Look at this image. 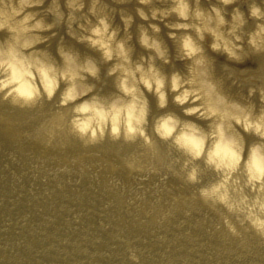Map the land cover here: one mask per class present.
Returning a JSON list of instances; mask_svg holds the SVG:
<instances>
[{
    "label": "clouds",
    "instance_id": "9594fccd",
    "mask_svg": "<svg viewBox=\"0 0 264 264\" xmlns=\"http://www.w3.org/2000/svg\"><path fill=\"white\" fill-rule=\"evenodd\" d=\"M133 2L135 15L126 7ZM240 4V0H0V101L31 111L56 99L58 113L70 109L61 119L84 148L106 139L142 140L158 154L153 137L167 143L178 155L168 161L161 181L169 172L177 179L182 173L186 183L199 185L192 199L216 212L230 236L243 245L244 235L252 233L264 244V67L259 64L248 72L231 66L264 58V0L244 3L247 12ZM161 25L167 29V40ZM137 45L143 50L139 54ZM212 54L226 58L220 74ZM109 79L113 90L104 93ZM228 86L246 89V94L237 98ZM149 97L158 114H153ZM0 122H5L3 116ZM34 131L35 135H23L45 148L68 147L54 134ZM247 137L254 139L249 142ZM77 164L83 173L86 166L76 157L55 171L71 173L69 165ZM125 166L131 173L143 171L135 162ZM209 174L213 178L206 180ZM149 175L160 172L153 169L141 178ZM109 183L118 186L120 181ZM172 214L164 212L158 222ZM215 228L219 231L221 224ZM126 250L132 264H141L140 249Z\"/></svg>",
    "mask_w": 264,
    "mask_h": 264
},
{
    "label": "bare ground",
    "instance_id": "6f19581e",
    "mask_svg": "<svg viewBox=\"0 0 264 264\" xmlns=\"http://www.w3.org/2000/svg\"><path fill=\"white\" fill-rule=\"evenodd\" d=\"M240 2L247 12L244 3L249 0ZM126 7L135 15L134 2ZM136 22L141 21L137 18ZM116 23H120L118 16ZM161 27L167 40V29ZM167 42L171 48L172 42ZM77 47L87 51L82 45ZM142 51L137 45V53ZM212 55L220 74L226 58ZM259 64L264 67V58L253 57L231 66L253 72ZM176 67L182 69L183 64L177 62ZM112 90L109 79L103 91ZM228 90L237 98L243 91L246 94L243 88L228 86ZM149 98L153 114H158L154 98ZM55 103L56 99L29 111L0 101V116L5 118L0 122V264H132L126 250L129 246L143 252L141 264H264V244L258 237L245 234L242 245L240 239L230 236L216 212L192 199L199 185L186 183L182 173L177 179L169 172L168 179L161 181L168 161L178 155L167 143L153 137L158 154L142 140L106 139L84 148L61 119L70 109L58 113ZM169 108L179 112L172 104ZM37 129L41 135L54 134L58 143L68 147L45 148L23 135H35ZM73 157L86 166L84 172L77 164L69 165L71 173L57 174L55 170ZM130 161L143 171L129 172L125 165ZM153 169L160 175L141 178ZM212 178L211 174L205 177ZM110 180L120 184L113 186ZM137 195L143 199L137 200ZM169 210L173 214L158 222ZM186 211L191 215L186 216ZM217 223L221 224L219 231Z\"/></svg>",
    "mask_w": 264,
    "mask_h": 264
}]
</instances>
